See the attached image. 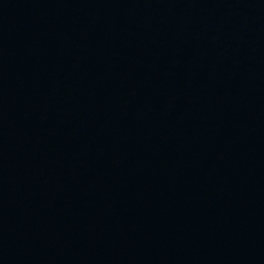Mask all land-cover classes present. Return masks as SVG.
<instances>
[{"label":"water","instance_id":"obj_1","mask_svg":"<svg viewBox=\"0 0 264 264\" xmlns=\"http://www.w3.org/2000/svg\"><path fill=\"white\" fill-rule=\"evenodd\" d=\"M0 264H264V0H0Z\"/></svg>","mask_w":264,"mask_h":264}]
</instances>
